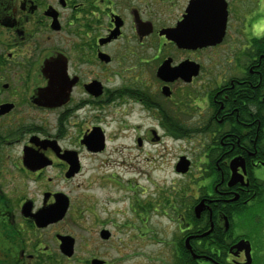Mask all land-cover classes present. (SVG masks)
I'll return each mask as SVG.
<instances>
[{
	"label": "flooded vegetation",
	"instance_id": "flooded-vegetation-1",
	"mask_svg": "<svg viewBox=\"0 0 264 264\" xmlns=\"http://www.w3.org/2000/svg\"><path fill=\"white\" fill-rule=\"evenodd\" d=\"M226 1L222 43L190 47L170 36L201 33L187 20L202 26L205 0H0V264L73 259L80 241L72 232L89 221L79 215L94 209L78 179L98 177L84 160L107 152L114 125L135 160L148 148L151 162L150 148L168 141L202 152L194 189L161 211L175 231L159 242L171 248L162 264H264L248 233L264 225V20L253 16L264 0L244 14ZM94 134L97 142L88 140ZM182 157L174 170L188 176L178 171ZM150 212L157 204H146ZM88 235L90 264H108L110 248L120 250L107 229L97 246ZM243 240L250 261L233 249Z\"/></svg>",
	"mask_w": 264,
	"mask_h": 264
},
{
	"label": "rangeland",
	"instance_id": "rangeland-1",
	"mask_svg": "<svg viewBox=\"0 0 264 264\" xmlns=\"http://www.w3.org/2000/svg\"><path fill=\"white\" fill-rule=\"evenodd\" d=\"M234 2L239 7L238 13L241 14L250 13L253 9H256L257 5V0H234ZM253 16L256 19L264 20V8L260 10V13ZM116 129L115 125L108 129L110 143H108L107 152L94 161L90 158L84 160L86 171L94 167L97 169V174L99 173L95 179L90 180L86 175L78 179V195L81 199L83 198L87 205H93V217H91V207L88 208L91 214L82 212L79 215L89 220L88 225H86L84 231L83 227H78L82 232L79 230L72 232L80 241L77 244V254L71 260L61 258L63 264H90L91 253H87L85 250V241L91 240L92 236L88 235L91 233L95 245L102 244L100 232L105 229L113 232L114 243L120 249L116 252L110 248L109 256L105 258L108 264H162L170 252L171 248L168 243L175 231L173 227H170L168 219L161 216V211L166 208L171 198L179 197V192H182V190L189 188L193 190L194 182H196L195 177L201 175L199 169H202L203 165L198 159L202 157V152L199 150L197 143L194 142L196 157L192 159L193 168L189 170L190 165L188 166L187 172L190 174L188 176H178L174 170L178 162L177 158L179 156L186 158L190 155L194 147L192 141L190 144L168 141L166 146H159L157 150L150 148L152 160L148 163L146 161L150 157L146 154L148 148L143 151L140 158L135 160L133 158L135 150L129 149V138L115 139ZM77 133L79 137L81 130L78 129ZM94 136L100 139L98 134L97 136L94 134ZM187 158L186 160L189 163L191 159L188 160ZM107 163L109 164L106 166ZM155 200L157 203H155ZM132 203H135L136 211L131 208ZM147 203L157 204L158 213L150 212L145 215L143 212ZM138 209L139 212L142 211L143 218L148 217L145 224L143 223L144 219L141 220L138 215ZM114 224H117L116 227ZM261 225L259 222H254L252 230L248 233H251L250 240L254 247L255 257L257 259L262 258L263 262L264 233L261 229L262 226L264 228V225ZM117 227L120 228V232ZM168 229L171 231H168ZM72 230L69 229L70 232ZM163 241L168 243H159ZM124 245L138 249L143 255L142 259L129 258L132 251L126 249L123 252L122 247ZM140 246L141 250L138 248Z\"/></svg>",
	"mask_w": 264,
	"mask_h": 264
},
{
	"label": "water",
	"instance_id": "water-1",
	"mask_svg": "<svg viewBox=\"0 0 264 264\" xmlns=\"http://www.w3.org/2000/svg\"><path fill=\"white\" fill-rule=\"evenodd\" d=\"M203 6V3H202ZM196 10L197 7L194 6ZM193 9V10H194ZM201 13H205V20L202 21V26L204 23V31L202 26H198V20L192 26L187 20V23L190 25L191 30L196 32H201L200 34L195 35H176L170 36L171 39L175 40L179 45L190 46V47H199V46H215L222 43L227 29V20H228V11H227V1L226 0H205V9L200 10ZM91 141L97 142L99 139L95 136H91ZM87 140V141H88ZM103 140V139H101ZM100 149V148H99ZM102 149V146H101ZM189 163L186 158H182L178 163V171L186 173L188 171ZM48 212H44V219ZM54 213V211H53ZM63 246L62 249L67 255H72L71 249L73 241L69 238L62 239ZM237 251H245L249 261L251 258V243L249 241H240L237 245L233 247ZM99 261H93V264H100Z\"/></svg>",
	"mask_w": 264,
	"mask_h": 264
}]
</instances>
